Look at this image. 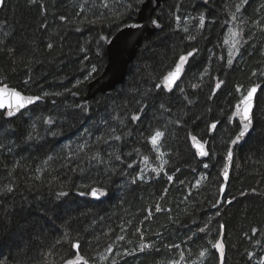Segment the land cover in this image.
I'll return each instance as SVG.
<instances>
[{
    "label": "trees",
    "instance_id": "obj_1",
    "mask_svg": "<svg viewBox=\"0 0 264 264\" xmlns=\"http://www.w3.org/2000/svg\"><path fill=\"white\" fill-rule=\"evenodd\" d=\"M145 1L7 0L0 10V87L40 97L18 116L0 111L2 264L264 262V0H166L125 81L86 100L107 41ZM252 87L253 131L234 149L222 196L241 130L233 114ZM94 187L108 199L89 200Z\"/></svg>",
    "mask_w": 264,
    "mask_h": 264
},
{
    "label": "water",
    "instance_id": "obj_2",
    "mask_svg": "<svg viewBox=\"0 0 264 264\" xmlns=\"http://www.w3.org/2000/svg\"><path fill=\"white\" fill-rule=\"evenodd\" d=\"M7 0H5L6 2ZM166 0H146L141 10L138 12L137 19L133 23L126 24L122 26L118 32L112 36L106 43V55H107V65L103 71V73L98 77L91 81L88 85V93L86 95V100H90L95 98L99 93H106L110 90H113L117 87V85L122 84L125 81L127 71L129 65L133 62L137 55V50L141 46L143 39H150L157 31L161 30V23L154 18L155 12L159 9L163 2ZM2 7H0V10ZM138 25L139 27H133ZM159 25V27H157ZM176 69V68H175ZM175 69L171 72L175 74ZM182 76V67L179 74V78L175 79V82L171 84V90H173L176 85L180 82ZM168 84V81L166 80ZM12 91L19 92L12 88H2L0 87V111H8L14 110L18 103V98L12 94ZM259 92L257 88V92L254 97V107L252 109V120L253 114L255 110L256 97ZM21 93V92H19ZM247 95V94H246ZM245 95V96H246ZM22 97H27L23 93H21ZM243 99V98H242ZM242 101V100H241ZM241 101V108H243V104ZM37 103V100L34 103L27 104L26 107L20 109L19 111H14V114L11 116H18L21 112L27 110ZM235 107V113H236ZM233 115V118L238 120L240 123V116ZM241 129L242 125L240 124ZM254 124L252 123L249 131L246 135L239 140L236 144L231 145L232 159L226 162V165L222 171V178L224 180V185L222 187V191H225L232 167H233V152L234 149L238 145H242L245 140L249 137V135L253 131ZM200 145V144H196ZM206 152V151H205ZM200 156H202L200 154ZM203 157V156H202ZM225 168H227V178H225ZM93 190H95L96 195H93ZM90 199L95 202L104 201L108 198V192L101 188H93L89 194Z\"/></svg>",
    "mask_w": 264,
    "mask_h": 264
},
{
    "label": "snow or ice",
    "instance_id": "obj_3",
    "mask_svg": "<svg viewBox=\"0 0 264 264\" xmlns=\"http://www.w3.org/2000/svg\"><path fill=\"white\" fill-rule=\"evenodd\" d=\"M34 2V0H33ZM247 0H241V4H244L246 3ZM4 3H5V0H0V7H3L4 6ZM241 10V5H237L236 6V11L237 12H240ZM235 16H233V19L235 20ZM203 21H204V18L201 17L200 18V23H201V27H203ZM133 27H139L138 25L136 26H133ZM157 27H159V25H157ZM231 35L232 36H237L239 35L237 32L235 31H232L231 32ZM227 43V41H225ZM240 41L239 40H236L233 44V47L235 48L236 47V44H239ZM49 48H51V45H48ZM236 51L238 52L239 49L237 48ZM193 55L192 52H189L188 53V56H191ZM233 53H229V57H232ZM188 56H180L179 58V63L177 64L176 66V69H175V74L173 73H169V75L167 77H165V79L168 81V84L166 85V87H168V90L171 91V84H173L175 82V79H178L179 78V74H180V71H181V65L184 64L187 59H188ZM227 63L229 65L232 64V59L229 58ZM217 87H219V84H217ZM6 88V86H5ZM257 92V87H252L251 89H249L247 91V95L243 97L241 103L243 104V108H241L240 104H237L236 105V113L235 115H239L240 116V124L242 125V129L239 131V134L236 136V138L232 141L233 144H236L239 140H241L245 135L246 133L249 131L252 123H253V120H252V109L254 107V97H255V93ZM12 94L15 95L17 98H18V103H17V106L14 110H9L8 112V115L11 116L14 114V111H19L20 109L24 108L27 106V104H30V103H34L36 100H39L40 97H22L21 96V93L19 92H15V91H12ZM132 119L134 120H138L139 117L138 116H133ZM49 123H51V121H49ZM216 124L213 123L211 125V128L212 129H215L216 128ZM164 133L163 132H160V131H156L155 133V137L152 138L151 140V143L153 145H156L157 143V140L161 137H163ZM29 139H31L32 137L29 136L28 137ZM117 140L120 139V137H115ZM193 139H195V137H193ZM201 155L202 156H207L208 153L207 152H204V151H201ZM227 159L228 160H231L232 159V152L231 150H229L227 152ZM165 163H167L165 161ZM153 171L157 172V174H159V172L163 171V168L161 167L160 169H153ZM224 174H225V178H227V168H225V171H224ZM169 179H171V177H169ZM7 191H11V189H7ZM93 195H96V192L95 190H93ZM230 203V201H229ZM157 211H160L159 208H157ZM200 231H205V229L201 228ZM255 232V230H254ZM74 247L78 248L79 245L76 244L74 245ZM148 247H151L150 245H143L141 247V251L144 250V248H148ZM178 247V246H177ZM213 248L215 249H218L220 251V254H221V261L223 260V243L221 241H217L216 243H214L212 245ZM201 256H204L205 255V252H201L200 253ZM0 264H2V262H0ZM68 264H75L74 261H68ZM86 264V262H85ZM261 264H264V262H261Z\"/></svg>",
    "mask_w": 264,
    "mask_h": 264
},
{
    "label": "bare ground",
    "instance_id": "obj_4",
    "mask_svg": "<svg viewBox=\"0 0 264 264\" xmlns=\"http://www.w3.org/2000/svg\"><path fill=\"white\" fill-rule=\"evenodd\" d=\"M3 88V87H2ZM258 95V94H257ZM257 98V97H256ZM242 100V99H241ZM240 100V101H241ZM239 101V102H240ZM7 113H8V111H6ZM234 113H235V111H234ZM234 115V114H233ZM234 119V118H233ZM238 121V120H237ZM196 144H200V145H196ZM232 145V144H231ZM194 150L196 151V153H197V155L198 156H200V154H201V151H206L207 152V148H206V146L204 145V144H202L201 142H195L194 143ZM200 157H202V156H200ZM203 157H205V156H203ZM226 162H227V160H226ZM226 165V164H225ZM225 167V166H224ZM224 169V168H223ZM223 171V170H222ZM221 176H222V172H221ZM223 179V178H222ZM229 183V182H228ZM223 185H224V180H223ZM223 185H222V187H223ZM94 188H96V187H94ZM98 188H101V187H98ZM101 189H104V188H101ZM104 190H106V189H104ZM226 190H227V187H226V189H225V191H222V189H221V194H222V196H223V194L226 192ZM107 192H108V197H109V191L108 190H106ZM88 197V199L89 200H91V201H93L92 199H90V197L89 196H87ZM108 199V198H107ZM106 199V200H107ZM106 200H104V201H106ZM93 202H95V201H93ZM100 202H103V201H100ZM75 262V264H77V262L76 261H74ZM68 264V263H67Z\"/></svg>",
    "mask_w": 264,
    "mask_h": 264
},
{
    "label": "rangeland",
    "instance_id": "obj_5",
    "mask_svg": "<svg viewBox=\"0 0 264 264\" xmlns=\"http://www.w3.org/2000/svg\"><path fill=\"white\" fill-rule=\"evenodd\" d=\"M235 31V30H234ZM231 32L232 31H230L229 33H228V37H227V41H228V47H229V51L231 52V53H233L234 52V47H233V44H234V42L236 41V40H238V35L237 36H232L231 35ZM236 32V31H235Z\"/></svg>",
    "mask_w": 264,
    "mask_h": 264
}]
</instances>
